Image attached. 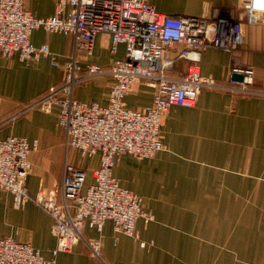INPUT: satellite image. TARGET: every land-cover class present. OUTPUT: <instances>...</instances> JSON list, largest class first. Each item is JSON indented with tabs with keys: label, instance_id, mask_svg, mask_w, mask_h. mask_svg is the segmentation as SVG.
<instances>
[{
	"label": "crops",
	"instance_id": "0c3cea01",
	"mask_svg": "<svg viewBox=\"0 0 264 264\" xmlns=\"http://www.w3.org/2000/svg\"><path fill=\"white\" fill-rule=\"evenodd\" d=\"M57 0H25L36 17L53 14ZM171 16H239L237 0H147ZM245 43L233 52L213 47L201 53L200 72L220 84H229L232 68L251 67L253 87L264 90V25H245ZM34 46L47 44L65 59L72 51L70 37L38 28L31 33ZM107 33L95 37L87 62L106 67L120 58L109 51ZM172 53V52H170ZM184 71L178 60L175 75ZM62 70L49 62L21 61L17 54L0 60V139L10 134L37 140L29 155L31 169L25 186L34 194L52 190L61 179L66 161L87 172L84 189L93 182L99 155L81 157L64 146V131L55 109L34 108L17 113L49 86L58 85ZM112 80L102 76L79 85L75 97L107 104ZM153 90L134 84L124 97L127 108L151 103ZM164 149L152 158L136 160L121 155L113 167L120 186L136 192L152 219L135 223L138 240L117 232L111 220L97 230L83 225V240L68 252H59L55 264H264V96L225 89H203L194 107L172 106L162 120ZM52 219L29 202L17 206L0 191V237L29 243L49 259L57 245ZM99 239L101 258L91 255L85 240ZM143 243V244H142Z\"/></svg>",
	"mask_w": 264,
	"mask_h": 264
},
{
	"label": "built area",
	"instance_id": "2783aa9c",
	"mask_svg": "<svg viewBox=\"0 0 264 264\" xmlns=\"http://www.w3.org/2000/svg\"><path fill=\"white\" fill-rule=\"evenodd\" d=\"M237 2L238 17H207L167 15L147 0H57L52 15L36 17L26 8L25 0H0V60L13 54L23 62L44 58L62 70L58 85L46 88L17 115L34 108L55 109L65 149L72 147L81 157L99 155L93 182L85 189L87 172L65 161L57 188L40 187L31 194L25 181L37 140L29 142L13 134L0 139V191L10 193L17 206L31 202L46 211L58 240L47 259L29 243L0 237V264H55L59 252H68L83 240L84 224L101 230L104 222L111 220L115 231L140 238L136 221L143 218L148 222L152 216L142 197L120 186L113 176L118 158L130 154L143 160L163 150V118L172 106L194 107L203 89L264 96V90L253 87L251 67L232 68L243 79H231L225 85L200 72L203 50L213 47L233 52L245 43V25H264V0ZM38 28L70 37V55L62 60L47 44L34 46L30 37ZM102 32L109 35L110 53L115 55L123 45V56L106 67L89 62L82 65V60L92 56L95 37ZM178 60L184 62L181 75L174 73ZM102 76L112 80L107 104L75 97L79 85ZM137 83L153 90L152 101L142 108H127L124 97ZM85 243L92 256L101 258L99 239Z\"/></svg>",
	"mask_w": 264,
	"mask_h": 264
},
{
	"label": "water",
	"instance_id": "95a60500",
	"mask_svg": "<svg viewBox=\"0 0 264 264\" xmlns=\"http://www.w3.org/2000/svg\"><path fill=\"white\" fill-rule=\"evenodd\" d=\"M231 79L236 81H241L243 79V75L241 73H232Z\"/></svg>",
	"mask_w": 264,
	"mask_h": 264
},
{
	"label": "rangeland",
	"instance_id": "374dc122",
	"mask_svg": "<svg viewBox=\"0 0 264 264\" xmlns=\"http://www.w3.org/2000/svg\"><path fill=\"white\" fill-rule=\"evenodd\" d=\"M155 156V155H154ZM152 158V157H151ZM137 160V159H136Z\"/></svg>",
	"mask_w": 264,
	"mask_h": 264
}]
</instances>
